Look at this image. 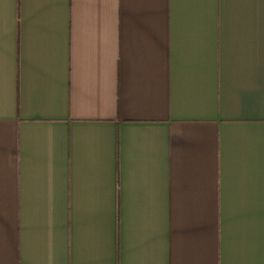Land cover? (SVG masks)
<instances>
[{
    "label": "crops",
    "instance_id": "0c3cea01",
    "mask_svg": "<svg viewBox=\"0 0 264 264\" xmlns=\"http://www.w3.org/2000/svg\"><path fill=\"white\" fill-rule=\"evenodd\" d=\"M0 264H264V0H0Z\"/></svg>",
    "mask_w": 264,
    "mask_h": 264
}]
</instances>
